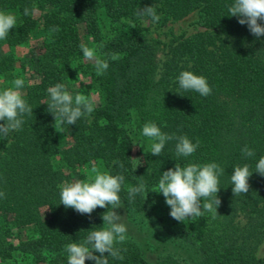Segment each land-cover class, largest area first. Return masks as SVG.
I'll use <instances>...</instances> for the list:
<instances>
[{"label":"trees","instance_id":"1","mask_svg":"<svg viewBox=\"0 0 264 264\" xmlns=\"http://www.w3.org/2000/svg\"><path fill=\"white\" fill-rule=\"evenodd\" d=\"M232 3L0 0V11L17 16L16 27L0 40V91L22 78V96L33 108L20 130L0 137V192L5 193L0 264H67L66 246L105 226L102 216L111 206H98L89 216L60 204L61 185L83 180L79 167L94 162L125 178L119 193L123 207L115 211L130 230L115 245L123 259L109 257V264H264V252L254 255L264 239V176L255 172L264 156V36L255 37L238 17H230ZM150 5L156 6L157 23L136 15ZM26 7L35 11L25 16ZM192 11L201 30L164 44L144 32L143 21L160 27ZM80 33L109 62L100 77L94 63L82 59ZM113 54L119 59L111 60ZM182 71L204 76L212 93L203 97L182 90ZM82 74L90 80L95 109L76 124L63 125L68 141L60 146L54 116L47 111L48 89L63 83L75 97L68 84ZM149 122L169 135L198 140L199 147L191 156H177L173 139L159 157L152 156L142 145ZM245 146L255 155L246 157ZM212 162L225 169L219 177L218 215L205 212L178 222L163 194L152 191L161 174L176 164ZM244 164L253 172L250 189L234 195L233 168ZM141 181L146 198L137 194L130 200L127 189Z\"/></svg>","mask_w":264,"mask_h":264},{"label":"clouds","instance_id":"2","mask_svg":"<svg viewBox=\"0 0 264 264\" xmlns=\"http://www.w3.org/2000/svg\"><path fill=\"white\" fill-rule=\"evenodd\" d=\"M35 8H25L23 15H31ZM230 17H238V23L247 25L250 33L259 38L264 36V0H234L228 7ZM136 15L141 19L150 18L153 23L160 20L156 12V6L150 5L137 10ZM17 25V16L12 13L0 11V40L6 39L11 29ZM135 27V25H132ZM53 32L59 28L54 27ZM102 47V46H101ZM83 57L94 63L95 73L102 76L109 67L106 59L97 55L95 48L85 44L80 45ZM111 60L119 59L113 54ZM14 87L0 91V137H8L21 129L24 124V116L32 115L33 108L23 98L21 89L24 87V80L16 78ZM179 87L184 91H195L201 96L207 97L212 93L207 79L204 76L196 75L191 71H182L178 76ZM50 102L48 109L55 119L54 127L60 128L63 125H74L82 117H89L95 109V97L85 94H77L73 97L63 83H57L48 89ZM142 135L149 139L152 156L159 157L166 143L175 139L177 141L175 151L177 156L188 157L196 152L199 141L193 143L187 136H175L162 132L154 122L146 123L142 129ZM246 157L255 155L254 151L247 146L242 149ZM123 165H121L122 167ZM256 171L264 176V156L256 164ZM231 175L232 192L234 195L246 194L249 192V177L253 172L249 165L235 166ZM225 169L217 163L198 165L190 163L186 166L176 164L161 174L158 185L152 190L162 193L165 202L170 206V216L178 222L188 219L203 217L205 212L218 215L217 209L220 206V199L217 193L220 190L219 177ZM87 180H78L61 185L60 204L65 208H73L80 214L91 213L99 206L107 208L111 206L112 211H106L103 216L104 227L99 230H92L80 243H70L66 246L67 264H85L86 260L94 261V264H109V257L123 259L121 249L115 245L123 243L126 239L127 226L122 222V216L117 214L115 209L123 207L121 197L123 175H111L108 172H101L93 167ZM94 174V175H93ZM128 198L134 199L137 194H148L146 185L141 181L137 186L129 187ZM5 193L0 192V198ZM99 253L100 255H96ZM109 255L105 256L104 254Z\"/></svg>","mask_w":264,"mask_h":264},{"label":"rangeland","instance_id":"3","mask_svg":"<svg viewBox=\"0 0 264 264\" xmlns=\"http://www.w3.org/2000/svg\"><path fill=\"white\" fill-rule=\"evenodd\" d=\"M197 16L196 12L192 11L185 17L173 21V22H168L163 26H156L152 23H149L147 21H143L142 25L145 27L144 32L148 37L151 39H155L160 41L162 44L167 43L171 37H183L186 36L190 33H193L195 31L201 30L202 27L197 24L196 22ZM81 34V40L83 44L87 45L88 47H92L89 43V39L86 35L83 33ZM84 62H89L85 60V58H82ZM68 89L73 91L74 93L77 92V94H85L89 97L92 95V88L90 86V80L87 75H78L71 79L70 83L68 84ZM57 135L59 137V144L60 146L66 145L68 141V137L65 133V129L62 127L57 128ZM150 141L148 138L142 141V145L144 148H149L150 147ZM95 167L99 169L101 172H105L103 165L100 162H94L90 163L84 167H79V172L82 173L83 180H87L89 175L91 173V169ZM94 175V174H93ZM122 222L127 226L126 222L124 219H122ZM130 229L127 226V231ZM264 252V239L258 244V246L255 248L254 255L257 258L262 257ZM11 264H44V262H24V261H17L15 262L14 260H8Z\"/></svg>","mask_w":264,"mask_h":264}]
</instances>
